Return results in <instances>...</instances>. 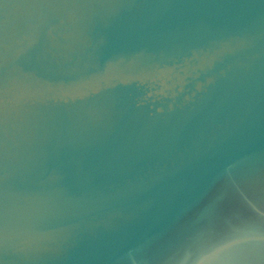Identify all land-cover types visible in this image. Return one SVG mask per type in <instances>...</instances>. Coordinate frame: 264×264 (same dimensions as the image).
<instances>
[{"label":"water","instance_id":"water-1","mask_svg":"<svg viewBox=\"0 0 264 264\" xmlns=\"http://www.w3.org/2000/svg\"><path fill=\"white\" fill-rule=\"evenodd\" d=\"M0 264H264V0H0Z\"/></svg>","mask_w":264,"mask_h":264}]
</instances>
